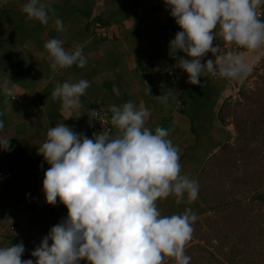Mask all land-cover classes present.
Returning a JSON list of instances; mask_svg holds the SVG:
<instances>
[{
	"label": "crops",
	"instance_id": "0c3cea01",
	"mask_svg": "<svg viewBox=\"0 0 264 264\" xmlns=\"http://www.w3.org/2000/svg\"><path fill=\"white\" fill-rule=\"evenodd\" d=\"M27 2L0 0V89L16 84L7 104L0 90V120L5 124L0 135L11 138L14 146L11 152L0 149V247L22 242V260L35 264L31 253L68 215L63 204L55 211L44 204L43 179L50 165L38 147L49 128L61 122L92 138L97 124L90 121L91 110L133 101L149 113L148 128L169 131L168 138L180 150L182 174L196 180L208 158L232 140L235 127L224 110L231 78L221 77L218 70L216 75L206 73L201 87L188 83V74L178 68L167 41L164 0H43L55 10L47 25L27 19L22 12ZM56 18L63 21V31L56 30ZM50 39L61 40L70 52L81 48L86 66L52 70L44 48ZM80 79H87L90 87L80 98L82 115L75 118L51 93L58 82ZM164 95L166 103L156 98ZM199 157H204L201 165ZM183 204L185 200L177 203L174 196L158 201L162 215L182 214Z\"/></svg>",
	"mask_w": 264,
	"mask_h": 264
},
{
	"label": "clouds",
	"instance_id": "9594fccd",
	"mask_svg": "<svg viewBox=\"0 0 264 264\" xmlns=\"http://www.w3.org/2000/svg\"><path fill=\"white\" fill-rule=\"evenodd\" d=\"M164 2L181 29L170 41V50L173 55L182 52L190 58L180 57L177 63L188 74V83L202 87L200 78L206 73L216 75L217 70L221 77L233 80L247 75L245 61L239 56L220 55V47L213 46V41L219 35L228 45L248 51L261 48L264 20L257 14L261 0ZM22 12L27 19L47 25L55 10L43 0H28ZM54 25L63 31L61 19H54ZM44 48L52 70L74 65L84 68L87 64L81 48L70 52L61 40L50 39ZM209 52L215 59L202 63ZM11 85L0 89L6 104L7 98L15 96L16 84ZM89 87L87 79L58 82L51 99L79 118L80 98ZM156 98L165 103L168 99L166 95ZM109 111L114 136L106 130L88 138L59 122L49 128L46 140L38 147V154L50 165L43 179L46 203L55 206L59 199L68 215L31 253L35 264H80L82 260L88 264H164L166 257L175 264H190L185 249L198 219L196 212L187 208L183 214L162 215L158 201L174 196L177 203L185 198L194 202L198 182L182 174L180 150L168 138L169 131L146 126V109L128 101L111 105ZM90 113V121L95 120L96 111ZM4 127L0 120V132ZM10 140L0 135V149L11 152L14 146ZM24 251L22 242L0 247V264H33L31 259L22 260Z\"/></svg>",
	"mask_w": 264,
	"mask_h": 264
},
{
	"label": "rangeland",
	"instance_id": "374dc122",
	"mask_svg": "<svg viewBox=\"0 0 264 264\" xmlns=\"http://www.w3.org/2000/svg\"><path fill=\"white\" fill-rule=\"evenodd\" d=\"M236 56L245 61L249 71L231 84L230 100L224 109L235 127V135L229 142L230 147L221 149L212 158L216 163L209 171L215 173L209 179L211 184H201L202 195L200 197L198 192L197 200L210 206L219 205L217 207L239 199L244 202L232 210L231 216L225 217H222L221 209L210 211L207 208L206 214L199 216V221L192 225L194 231L189 245L200 243L214 250L216 241L226 238L229 249L234 246L235 252L239 251L244 258L238 264H264V206L256 201L250 202L254 188L264 179V45ZM246 131L258 133L252 135ZM222 184L226 186L224 190ZM210 185L213 193L209 192ZM252 250L257 252L251 254ZM203 256L202 253L190 264H202Z\"/></svg>",
	"mask_w": 264,
	"mask_h": 264
},
{
	"label": "trees",
	"instance_id": "16d2710c",
	"mask_svg": "<svg viewBox=\"0 0 264 264\" xmlns=\"http://www.w3.org/2000/svg\"><path fill=\"white\" fill-rule=\"evenodd\" d=\"M232 81H236V80H233L232 79ZM246 132H248V133H250L252 135H256L258 133L257 131H253V132L252 131H246ZM263 141L264 140H262V142ZM218 143H222V142L219 141ZM225 147L226 148L227 147H230V143L229 142H224L221 145L220 148L221 149H224ZM218 154L219 153H216L215 156H213V157L211 156V157L208 158V160L205 162L204 167L202 168V170L200 171L199 175L196 178V181L198 182V185H199V194H200V197L202 195L201 187H203V186H201V184H205L206 186H207V184H211L210 181H209V179L211 178L212 174L215 173V172L212 173L209 170H211L210 167L211 166H214L215 163H216V160L214 162L212 158L216 157ZM226 157H227V155L225 156V158ZM199 159H200L199 165H201V162L203 161L204 157L203 158L199 157ZM205 175L207 177H205ZM263 181H264V179H263ZM263 181L254 188V190H253L254 192L252 193V196L250 197V200H251L250 202L256 201V202H259V203L263 204V206H264V185H263ZM222 187H223V190H224L225 187H226L225 184H222ZM208 189H209V192H211V193L214 192V190L211 189V185H210V188H208ZM185 202L187 204H183V206L181 207L182 214L185 211V209L191 208L193 211L196 212V214L198 216V219L197 220L199 221V216L201 217V215L206 214V212L208 210L212 211L213 209L214 210H220L221 209L223 211L222 217L231 216L232 210L235 209V208H237V207H239L241 204H243L244 201L239 199V200H236V202H233V203L227 202L225 204H222V205H224L222 207H217L219 205H217V206H210V205H208L206 203H203L202 201H200L198 203L188 202L186 198H185ZM207 208H208V210H206ZM225 213H226V215H225ZM252 218L254 219L253 216H252ZM253 219L251 220L252 222L254 221ZM191 242H192V239L188 243V245ZM235 243L237 244V241H235ZM216 244L217 245L214 246L215 247L214 250H210V249L206 248V246H204L203 244H200V243L195 244L193 246L192 245L191 246L189 245L188 247H186L185 252H186V255H188V256L191 257L190 262L191 261H196V258L197 257L198 258L201 257L202 256V253H203L204 254V256H203V259L204 260H203L202 264H238L240 261H242L244 259L242 257V255H240V252L239 251L235 252L234 246H232L229 249V246H228L229 242H228V240L226 238H222V237L219 238L216 241ZM226 246H228V248H226ZM255 252H257V251L256 250H252V253L251 254H253ZM219 255L221 256V258L219 257ZM247 259H248V257H247ZM165 264H175V261H174V259L170 258V259H168V261Z\"/></svg>",
	"mask_w": 264,
	"mask_h": 264
},
{
	"label": "built area",
	"instance_id": "2783aa9c",
	"mask_svg": "<svg viewBox=\"0 0 264 264\" xmlns=\"http://www.w3.org/2000/svg\"><path fill=\"white\" fill-rule=\"evenodd\" d=\"M170 11L171 10L168 8L166 12L167 23H168L166 36H167L169 48H170V41L173 40L175 38V35L181 30L179 26L176 24L174 18H172ZM257 14L260 19L264 20V0H261V4L257 7ZM218 31L219 29H217V32ZM217 45H219L220 47V55H224L225 57H227L228 55L236 56L238 54L248 51L246 49H242L234 45L226 44V42H224L222 38L219 37V35H217V39L213 41V46H217ZM172 56L174 59H177L180 58V56H186V55L182 52H177L175 55L172 54ZM209 59L212 60L215 59V57L212 55L211 52L207 53L205 57L202 59V61L206 63L207 60ZM177 102H178L177 106H180L182 104L181 100H178ZM95 111L97 113V115L94 117L97 124V134L107 130L110 131L112 135L113 126L111 125V112L103 107H98L95 109ZM44 204L46 205L47 208L54 211L59 210L62 206V204L59 202V199L55 206L48 205L45 200V195H44Z\"/></svg>",
	"mask_w": 264,
	"mask_h": 264
}]
</instances>
